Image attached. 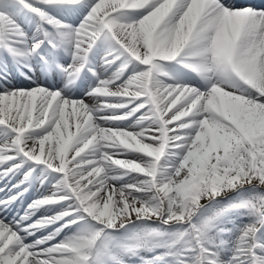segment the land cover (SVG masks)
<instances>
[{"label": "snow or ice", "instance_id": "6c2138e0", "mask_svg": "<svg viewBox=\"0 0 264 264\" xmlns=\"http://www.w3.org/2000/svg\"><path fill=\"white\" fill-rule=\"evenodd\" d=\"M0 264H264V0H0Z\"/></svg>", "mask_w": 264, "mask_h": 264}, {"label": "bare ground", "instance_id": "6f19581e", "mask_svg": "<svg viewBox=\"0 0 264 264\" xmlns=\"http://www.w3.org/2000/svg\"><path fill=\"white\" fill-rule=\"evenodd\" d=\"M248 3L259 5L261 3V0H247Z\"/></svg>", "mask_w": 264, "mask_h": 264}]
</instances>
